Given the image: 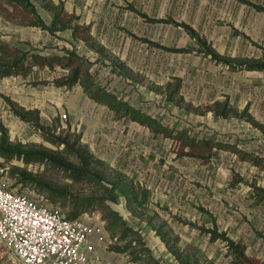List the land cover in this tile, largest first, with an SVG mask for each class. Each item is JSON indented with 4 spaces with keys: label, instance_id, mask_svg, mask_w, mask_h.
Returning a JSON list of instances; mask_svg holds the SVG:
<instances>
[{
    "label": "rangeland",
    "instance_id": "1",
    "mask_svg": "<svg viewBox=\"0 0 264 264\" xmlns=\"http://www.w3.org/2000/svg\"><path fill=\"white\" fill-rule=\"evenodd\" d=\"M51 1L62 3L65 17L73 18L72 24L79 27L76 35L70 30L51 35L36 24L35 17L0 0V41L43 53L72 49L90 63L97 83L164 125L184 128L197 137L231 142L264 162V130L233 113L220 117L210 110L216 101L228 100L237 112L248 105V111L264 127V70L252 73L251 69L229 66L262 58L264 11L239 0ZM248 1L264 7V0ZM33 4L39 18L49 24L50 12L37 0ZM174 22L188 24L223 62L205 56L203 47ZM148 41L190 51H167ZM60 75L58 69H41L27 79H0V123L7 141L19 148H41L79 164L62 145L47 142L32 125L13 115L3 95L24 107H38L44 131H68L69 142L77 136L75 148L102 182L95 178L73 181L62 170L42 162L0 158V185L30 196L53 195L63 214L75 208L73 198L91 197L94 200L82 218L109 226L99 243L103 250L114 244L112 235L120 227L116 212L138 230L152 216L157 223L164 222L165 229L179 234V247H198L203 260L231 264L226 243L210 241L195 227L214 223L231 239L245 242L246 254L264 263V201L255 196V188L264 189V168L225 150L215 151L209 161L177 157L169 139L134 121L115 119L105 106L88 99L79 86L67 89L48 83ZM33 80L44 83L34 85ZM12 167L24 170L37 189L13 185L7 174ZM141 186L149 190L148 216L127 208L136 205L128 206L124 192ZM183 220L189 223H179ZM98 258L111 264L101 254ZM0 264L23 263L0 242Z\"/></svg>",
    "mask_w": 264,
    "mask_h": 264
},
{
    "label": "trees",
    "instance_id": "2",
    "mask_svg": "<svg viewBox=\"0 0 264 264\" xmlns=\"http://www.w3.org/2000/svg\"><path fill=\"white\" fill-rule=\"evenodd\" d=\"M7 4L20 8L37 20L36 24L47 30L51 35H55L57 32L70 30L72 36L76 35L79 30L78 25L72 24L73 18L65 17L63 12L62 3L55 4L51 0H37L45 10L50 12V23L45 24L37 15L33 0H3ZM245 4L253 6L259 11H264V7L248 0H239ZM131 9H134L130 7ZM140 16L146 17L144 13L139 12ZM76 16H74L75 19ZM165 21V20H161ZM171 21V20H166ZM172 22V21H171ZM177 25H181L183 29L195 40V42L203 47V54L209 56L213 61L223 62L222 58L209 46H207L197 36L196 32L186 23L174 22ZM145 40V39H143ZM146 41V40H145ZM152 46L175 52H186L190 51L189 48L184 47H171L165 46L155 41H148ZM198 52V50H195ZM262 58L253 62L240 61L234 62L233 65L229 66L236 69H257L261 70L264 68V49L262 50ZM48 69L61 71V75L55 77L48 83H53L56 86H64L67 89L78 85L82 92L96 104L105 106L117 120L128 119L134 121L141 126L146 127L154 135H161L167 138L171 142L172 150L177 157H192L195 159H202L203 161H209L215 154V151L225 150L236 154L241 160H250L252 164L259 168H264V162L259 157L251 156L246 150L241 149L236 144L228 141L214 139L211 137H197L191 135L186 129L170 128L161 123L155 117L149 115L143 110L132 106L127 101L120 98L114 92L107 89L105 86L97 83L93 74L90 70V63L83 59L82 56L78 55L72 49H65L62 53L50 52H36L34 49H23L16 45H10L0 41V79L8 77H21L27 79L35 70ZM44 83V81H31V84ZM10 112L15 115L18 119L32 125L43 138L55 145L60 146L68 151V153L78 158L79 164L74 165L71 162L65 161L60 157L52 156L46 153L41 148H19L13 146L7 141V133L5 127L0 123V158L6 161L20 160L23 163H29L32 161L42 162L48 166L62 170L66 176L73 181H92L93 178L99 183L102 182L101 176L98 172L92 170L89 163L83 158L81 152L79 153L75 148L76 139L73 142H69V132L62 134H54L50 131H44L41 126L40 109L38 107L25 108L19 105L11 97L3 95ZM212 113L216 116L227 117L233 113L234 116L243 118L245 121L250 122L253 126L258 129L264 130L262 123L257 121L254 116L248 111V105L240 111H233L228 104V100L216 101L210 108ZM7 174L11 179L14 180L13 185L22 184L23 186L29 185L31 188L35 187V180L31 178L24 170H20L17 167H12L7 171ZM237 180H241L240 177ZM235 183H233L234 185ZM39 185H42L39 182ZM139 187V186H138ZM6 189L14 193H24L22 190L17 191L5 187ZM44 188H46L44 186ZM37 189V188H36ZM52 192L70 197L64 191L55 188H46ZM255 196L264 201V189L255 188ZM27 194V193H24ZM31 199L36 202L43 203L48 207H57L59 209V202L56 201L53 195L46 196H30ZM126 202L128 205L135 203L134 209L138 206L144 205L148 202L149 190L144 186L140 188H129L124 192ZM130 196V197H129ZM39 200H37L38 198ZM94 200L91 197L73 198L75 201V208L66 214L62 215L68 219L82 218L83 214L87 213L90 202ZM101 200V199H100ZM130 203V204H129ZM118 219V225L120 226L117 230L116 235H112V242L110 249L115 251H122L129 246H140V250H145L143 241L141 240V234L138 229L127 223V221L116 213ZM105 230L109 231V226L104 224ZM207 234L210 241L218 240L226 243L227 255L230 256L231 264H264L261 260L256 257L249 256L246 254V244L242 240L231 239L224 230H218L216 224L212 223L211 227L201 228ZM126 240L122 246H118L119 241Z\"/></svg>",
    "mask_w": 264,
    "mask_h": 264
},
{
    "label": "built area",
    "instance_id": "3",
    "mask_svg": "<svg viewBox=\"0 0 264 264\" xmlns=\"http://www.w3.org/2000/svg\"><path fill=\"white\" fill-rule=\"evenodd\" d=\"M105 234L104 224L68 219L0 185V242L23 264H109L95 252Z\"/></svg>",
    "mask_w": 264,
    "mask_h": 264
},
{
    "label": "crops",
    "instance_id": "4",
    "mask_svg": "<svg viewBox=\"0 0 264 264\" xmlns=\"http://www.w3.org/2000/svg\"><path fill=\"white\" fill-rule=\"evenodd\" d=\"M263 49L264 48H262V50ZM261 70H264V68ZM259 71L260 70L252 69L251 72L255 73ZM127 208L131 211H137L142 216H148L149 205L147 206V203L138 206L135 209L131 208L130 206ZM127 223L132 225L128 221ZM179 223L187 224L189 222H184L183 220ZM164 224V222L157 223V221L152 216L147 217L144 223V228L139 229L141 240L144 242V251L140 250V246H129L122 251H115L110 249V247L107 250H103L100 248L99 243L95 242V252L97 255L101 254V256L105 260L111 262V264H169V262H171V264H213L210 262V260L202 259L198 247L191 249L186 244L185 245L187 247L185 245L183 247H179L178 244L180 243L181 237L173 229H165L166 224ZM195 227H197L198 231H201L203 235L208 237L203 229H201L204 228V226ZM125 241L126 240L119 241L117 245L122 246Z\"/></svg>",
    "mask_w": 264,
    "mask_h": 264
}]
</instances>
